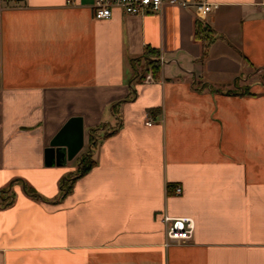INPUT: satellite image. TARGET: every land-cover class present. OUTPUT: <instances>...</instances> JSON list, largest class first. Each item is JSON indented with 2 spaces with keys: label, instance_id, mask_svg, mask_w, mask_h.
Segmentation results:
<instances>
[{
  "label": "crops",
  "instance_id": "obj_1",
  "mask_svg": "<svg viewBox=\"0 0 264 264\" xmlns=\"http://www.w3.org/2000/svg\"><path fill=\"white\" fill-rule=\"evenodd\" d=\"M206 1L199 22L0 0V264H264V0ZM71 118L82 149L47 166ZM165 217L190 239L168 244Z\"/></svg>",
  "mask_w": 264,
  "mask_h": 264
},
{
  "label": "built area",
  "instance_id": "obj_2",
  "mask_svg": "<svg viewBox=\"0 0 264 264\" xmlns=\"http://www.w3.org/2000/svg\"><path fill=\"white\" fill-rule=\"evenodd\" d=\"M92 15L95 20H107L111 18L114 10H119L129 16H145L149 13H158L166 5L178 6L182 9H192L195 18L203 22L209 13L216 9L217 5L206 0H91ZM71 3V1H69ZM264 5V4H263ZM264 12V9H263ZM149 119L145 125L152 126ZM107 132H111L107 130ZM180 187L174 188V193L180 195ZM167 224L168 244H183L191 237L193 221L188 217L168 218Z\"/></svg>",
  "mask_w": 264,
  "mask_h": 264
},
{
  "label": "water",
  "instance_id": "obj_3",
  "mask_svg": "<svg viewBox=\"0 0 264 264\" xmlns=\"http://www.w3.org/2000/svg\"><path fill=\"white\" fill-rule=\"evenodd\" d=\"M83 146V129L80 118H71L58 131L45 151L47 166H64Z\"/></svg>",
  "mask_w": 264,
  "mask_h": 264
},
{
  "label": "trees",
  "instance_id": "obj_4",
  "mask_svg": "<svg viewBox=\"0 0 264 264\" xmlns=\"http://www.w3.org/2000/svg\"><path fill=\"white\" fill-rule=\"evenodd\" d=\"M198 34L203 35V40H207L209 42L210 39V30L207 27L201 26L200 23L196 25V36ZM150 61V60H149ZM154 63L150 61L149 64ZM98 129L90 130L89 132V140H88V150L82 154L78 160V168L75 175L64 180L63 185L61 186L62 195H67L73 186V184L87 174L95 165V161L93 159V149L96 147L98 143V137L96 136V132ZM115 131H111L110 133H105L104 138L112 135Z\"/></svg>",
  "mask_w": 264,
  "mask_h": 264
},
{
  "label": "rangeland",
  "instance_id": "obj_5",
  "mask_svg": "<svg viewBox=\"0 0 264 264\" xmlns=\"http://www.w3.org/2000/svg\"><path fill=\"white\" fill-rule=\"evenodd\" d=\"M75 173H76V172H70V175L68 174V175H66V177H63V179H61V182H60V184L58 185L59 193H60L61 195H62L61 186L63 185L64 180L67 179V178H69V177H71V176H73V175H75ZM33 193H34V192H33Z\"/></svg>",
  "mask_w": 264,
  "mask_h": 264
}]
</instances>
